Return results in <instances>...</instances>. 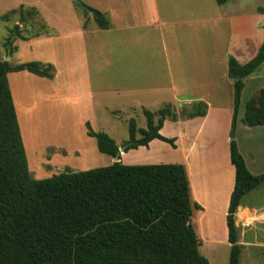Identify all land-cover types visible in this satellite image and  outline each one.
<instances>
[{
	"label": "crops",
	"instance_id": "obj_1",
	"mask_svg": "<svg viewBox=\"0 0 264 264\" xmlns=\"http://www.w3.org/2000/svg\"><path fill=\"white\" fill-rule=\"evenodd\" d=\"M81 1L102 13L109 28H99L93 16L72 0H0V17L20 6L33 8L51 32L14 38L8 60L11 66L39 61L55 67L52 79L27 70L7 73L30 175L50 177L66 167H78L76 157L83 160L90 152H98L85 125L95 105L156 111L161 104L171 103L179 112L203 102L204 116L163 122L159 133L174 138L177 160L159 163H180L184 168L197 241L228 243L227 215L235 183L229 156L234 88L228 59L232 56L244 64L259 50L264 40L260 36L264 13L258 10L261 0H227L222 5L215 0ZM13 18L0 19L2 48L5 30L16 24ZM51 103L72 113L68 140L54 145L48 139L39 140L35 127L50 128L41 110ZM242 116L240 123L235 121L234 131L239 152L250 173H264V151L248 141L255 138L256 129L263 132L264 125L246 126ZM160 141L153 139L147 147H139L167 146ZM263 190L264 181L242 195L239 205L250 215L264 211V206L244 199ZM233 216L238 233L245 230L246 226L240 229L237 213Z\"/></svg>",
	"mask_w": 264,
	"mask_h": 264
},
{
	"label": "trees",
	"instance_id": "obj_2",
	"mask_svg": "<svg viewBox=\"0 0 264 264\" xmlns=\"http://www.w3.org/2000/svg\"><path fill=\"white\" fill-rule=\"evenodd\" d=\"M215 1L222 5L227 0ZM95 11L97 26L108 29L107 18ZM15 14L19 23L36 15L38 31L22 35L19 24H14L4 42L6 54L14 50V38L50 33L33 8L20 6L0 19L8 20ZM263 62L264 40L248 62L240 64L232 56L228 59V77L234 88L230 135L243 78ZM18 70L49 79L55 75V67L49 63L30 61L11 66L8 61H0V264H208L199 252L200 243L190 223L182 164L126 165L118 161L82 171L66 167L41 179L30 175L7 80L9 71ZM238 74L242 78L236 79ZM206 109L203 102L179 112L171 103H164L156 111L142 108L146 127L137 128L135 119H128L124 151L147 147L153 139L175 147L174 138L159 133L164 120L204 116ZM241 121L249 127L264 125V88L245 104ZM85 125L87 135L95 138L98 151L114 157L119 148L115 141L107 133L93 130L88 121ZM229 156L235 169L232 200L238 191L240 198L262 183L264 173H250L233 137ZM234 210L227 215L228 264H239L241 251Z\"/></svg>",
	"mask_w": 264,
	"mask_h": 264
},
{
	"label": "rangeland",
	"instance_id": "obj_3",
	"mask_svg": "<svg viewBox=\"0 0 264 264\" xmlns=\"http://www.w3.org/2000/svg\"><path fill=\"white\" fill-rule=\"evenodd\" d=\"M245 1L256 2L257 0H242V2ZM261 2L262 4L258 10L264 13V0H261ZM13 17L15 22L19 24L20 29L22 30V35H29L38 31L39 18L36 15L33 14L27 16L24 23H19L17 14L13 15ZM9 29L10 28H7L5 30L4 40H6L9 35ZM262 31L263 32H261L260 35L261 37L264 36V30ZM3 52H6V48L0 47V54ZM4 55L5 59L6 53ZM260 88H264V62L251 75L244 79V87L239 96L236 122H239L240 116L243 115L245 104L257 91L260 90ZM163 104H161L157 109H159ZM147 109L151 110L149 108ZM141 110L138 109L135 111L133 109L126 108L125 106H118L114 108L113 104L104 107L101 105L99 107L95 105L93 110L89 112L90 121H87L90 123L93 130L107 133L119 147H123L124 141L128 139L127 122L129 118L135 119L138 128L146 127V118ZM71 114L72 113L69 108L63 109V107L59 104L51 103L50 105L43 107L41 110L42 118H44L43 122L47 123V126L50 124V128L48 130H43L42 126L35 125L36 129L39 128V140L48 139V141L52 142L53 145L54 143L59 144V142H66L68 140V138L66 139V136L69 135V117ZM75 114L76 113H74V115ZM45 115H49L50 118L44 117ZM64 116L66 118V122ZM165 120L172 121L169 118H166ZM75 128L73 131L77 132ZM166 131L167 129H165V132ZM234 131L235 125L233 127V135H230V138L233 137L235 140ZM255 131V138L252 139L251 137L248 141H252L256 147H260L264 151V131L260 132L261 130L257 129ZM49 147L52 148V146ZM173 148L174 147L169 144H167V146L160 147L151 146L149 149L139 147L137 149L122 152L119 156V161L126 165L139 163L155 164L165 161H175L177 160V153L174 152ZM64 149L66 150L67 148L63 147L62 150ZM76 156L80 157L79 154ZM29 158L31 160V157ZM76 159V164L80 165L75 168H70L73 171H79V168L92 169L107 166L114 162L113 157L102 154L99 151L97 153L90 152L83 160L77 157ZM244 199L253 200L251 204L256 206H264V190L253 192L250 196H246ZM234 213H237L239 218L241 224L240 229L243 230L246 226L245 230L238 233V243L241 244L239 264H264V211H260L258 214L257 212L251 214L253 216L252 219V216L248 214L245 207L239 205L238 201V205L235 207ZM229 250V244L224 241H209L207 243H202L199 246V252L207 259L208 264H228Z\"/></svg>",
	"mask_w": 264,
	"mask_h": 264
},
{
	"label": "water",
	"instance_id": "obj_4",
	"mask_svg": "<svg viewBox=\"0 0 264 264\" xmlns=\"http://www.w3.org/2000/svg\"><path fill=\"white\" fill-rule=\"evenodd\" d=\"M81 10L87 12V13H90L93 17H96L98 15V13L91 9L90 7H88L87 5H85L81 0H72ZM9 57H10V54L9 52L7 51V54H6V57H5V61H8L9 60ZM242 78V76L240 74H238L236 76V79H240ZM232 138V137H231ZM124 152V148L123 147H119L118 148V152L117 154L113 157L114 158V162H118L119 161V156L120 154ZM241 191H238L233 199L231 200L230 202V207H229V212H232L234 210V207H235V204L236 202L238 201V198H239V195H240Z\"/></svg>",
	"mask_w": 264,
	"mask_h": 264
}]
</instances>
